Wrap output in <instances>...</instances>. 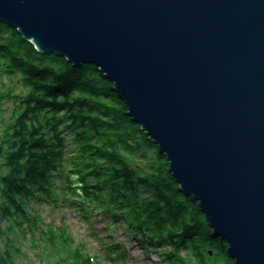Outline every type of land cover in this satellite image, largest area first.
<instances>
[{
  "label": "water",
  "instance_id": "95a60500",
  "mask_svg": "<svg viewBox=\"0 0 264 264\" xmlns=\"http://www.w3.org/2000/svg\"><path fill=\"white\" fill-rule=\"evenodd\" d=\"M0 24L95 64L237 264H264V0H0Z\"/></svg>",
  "mask_w": 264,
  "mask_h": 264
},
{
  "label": "trees",
  "instance_id": "16d2710c",
  "mask_svg": "<svg viewBox=\"0 0 264 264\" xmlns=\"http://www.w3.org/2000/svg\"><path fill=\"white\" fill-rule=\"evenodd\" d=\"M0 76L8 81L0 89V220H11L9 231L38 227L30 202L62 197L86 221L101 216L108 230L123 225L159 256L152 264H237L95 64L76 67L40 52L0 24ZM7 233L0 232V264H16ZM126 247L110 243L108 250L120 257ZM70 258L67 264H92L79 250Z\"/></svg>",
  "mask_w": 264,
  "mask_h": 264
},
{
  "label": "rangeland",
  "instance_id": "374dc122",
  "mask_svg": "<svg viewBox=\"0 0 264 264\" xmlns=\"http://www.w3.org/2000/svg\"><path fill=\"white\" fill-rule=\"evenodd\" d=\"M3 82L8 81L0 76V89ZM70 202L62 197L58 202H30L28 209L38 221V227L32 231L26 226L23 230L13 227L9 231L11 220H0V232H8L3 236L7 235L11 241L10 251L16 264H67L75 250L88 255L92 264H152L153 260H159L155 252L147 253L140 241L133 240L123 225L108 230V221L101 216L86 221L83 212ZM50 230L55 232L54 236ZM64 236H69L71 242L62 240ZM110 243L125 244L126 255L118 257L111 253ZM1 249L5 250L3 242ZM110 254L116 259L111 260Z\"/></svg>",
  "mask_w": 264,
  "mask_h": 264
}]
</instances>
